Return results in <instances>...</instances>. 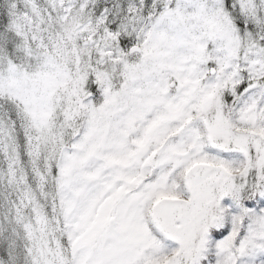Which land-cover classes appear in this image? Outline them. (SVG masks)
<instances>
[{
	"label": "snow or ice",
	"instance_id": "obj_1",
	"mask_svg": "<svg viewBox=\"0 0 264 264\" xmlns=\"http://www.w3.org/2000/svg\"><path fill=\"white\" fill-rule=\"evenodd\" d=\"M0 264H264V0H0Z\"/></svg>",
	"mask_w": 264,
	"mask_h": 264
}]
</instances>
